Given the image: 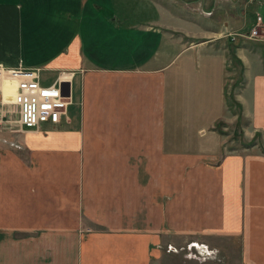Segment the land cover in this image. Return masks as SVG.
Here are the masks:
<instances>
[{"label": "crops", "instance_id": "obj_1", "mask_svg": "<svg viewBox=\"0 0 264 264\" xmlns=\"http://www.w3.org/2000/svg\"><path fill=\"white\" fill-rule=\"evenodd\" d=\"M254 2L151 0L140 19L110 0H0L1 72H74L56 125L19 130L0 90V264H219L167 251L191 242L264 264V147L226 151L219 125L241 65L245 137L264 134V61L234 36Z\"/></svg>", "mask_w": 264, "mask_h": 264}, {"label": "built area", "instance_id": "obj_2", "mask_svg": "<svg viewBox=\"0 0 264 264\" xmlns=\"http://www.w3.org/2000/svg\"><path fill=\"white\" fill-rule=\"evenodd\" d=\"M259 22L251 28L249 34L235 33L234 36L257 38L261 36L259 32ZM0 70V90L6 83L15 84L13 101L19 112V117L14 120L18 124L19 130L39 129L44 124H59L68 116V105L71 103V94H67L68 77L71 78L73 71L60 70L57 79L49 84L41 82V68H18L3 73ZM71 84V81H70ZM69 92V89H68ZM12 120H7L11 124ZM6 123V124H7ZM12 147H21L16 140L4 139ZM186 250L189 257L197 256L206 259L213 255L214 250L207 244L191 242L183 247H176L172 244L167 246L168 252L179 253ZM193 255V256H192Z\"/></svg>", "mask_w": 264, "mask_h": 264}, {"label": "rangeland", "instance_id": "obj_3", "mask_svg": "<svg viewBox=\"0 0 264 264\" xmlns=\"http://www.w3.org/2000/svg\"><path fill=\"white\" fill-rule=\"evenodd\" d=\"M234 1H235V4H237L238 9L246 7V0H234ZM259 1H262V0H255L253 5L249 8V12L251 14L247 18V24L241 25V26H243L242 29L246 32L251 30V24L255 23L256 13L262 17L263 22H264V1H262V4H259ZM110 2L115 7H117L118 12L121 13L120 15H122V11H120V9H122V8H123L125 14L129 13L134 18H140V19L141 18H147L148 15L150 16V14L152 13V11L150 10L151 7L148 6V5H151V0H110ZM205 2H206V0H205ZM220 4H221L220 2L215 4L216 5V11H217V13L219 12L222 15V13H226V12L222 11L224 9V6L220 5ZM132 6H135V7L137 6L138 8H140V11L139 10H135L133 12L129 11ZM218 6H220V9H218L219 8ZM242 14H244V12ZM203 18L206 21H212L213 22V19L215 17L214 18H208V19L205 17H203ZM256 21H257V19H256ZM253 27H254V25H253ZM249 32H247V33H249ZM260 34H261V36L264 35V31L262 29L260 30ZM245 45L249 49V51H250L249 55L253 60L257 61V58L261 57V59L264 61V38L263 37L247 39L245 41ZM254 67H259V64L256 63L254 65ZM262 67H264V64ZM242 74H243V67H241V65H237L235 67L233 65L229 66V73L227 75V89H228L227 91H228L230 110L228 111L227 121L221 120V122L219 124L221 127V131L225 132L228 135V141H227L228 146H227L226 151H232L234 149L241 148V146L244 144L251 143V145H252L254 142L256 144L259 143L260 147H264V134H263V132H261V133L256 132L255 137L253 139H250V140H248L245 137V132H247L249 130H253V128H251L252 124H251L250 120L244 117L243 109H242V106L240 105L241 103L237 97V91L241 86H235V85L240 83L241 78H242ZM233 244L235 245L236 242H234ZM181 247H183V246H181ZM236 247L238 248V244H236ZM210 249L214 250V253L212 256L207 257L206 259L214 258V259H212V261H214V262L216 261L219 264H226V263L232 261L231 259H229L227 257L226 254L219 253L217 250H215L213 248H210ZM238 252H239V250H238ZM238 252H236V257L239 259V253ZM180 253L185 254V257H186V255L188 256V254H187L188 252L186 250H182V251H180ZM198 257H199V255L193 256L191 258H193L195 260L199 259L201 261L206 260V259H202V258H198ZM181 258L184 259V257H181Z\"/></svg>", "mask_w": 264, "mask_h": 264}, {"label": "bare ground", "instance_id": "obj_4", "mask_svg": "<svg viewBox=\"0 0 264 264\" xmlns=\"http://www.w3.org/2000/svg\"><path fill=\"white\" fill-rule=\"evenodd\" d=\"M15 92V85L14 84H8V86L5 87V94L11 95Z\"/></svg>", "mask_w": 264, "mask_h": 264}, {"label": "water", "instance_id": "obj_5", "mask_svg": "<svg viewBox=\"0 0 264 264\" xmlns=\"http://www.w3.org/2000/svg\"><path fill=\"white\" fill-rule=\"evenodd\" d=\"M64 86H66L68 88V83H64ZM66 92H67V94H69L68 89Z\"/></svg>", "mask_w": 264, "mask_h": 264}]
</instances>
